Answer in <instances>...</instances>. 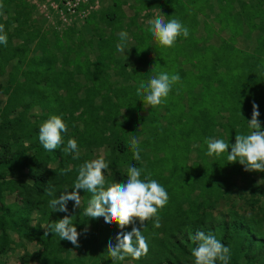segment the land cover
<instances>
[{"label":"trees","instance_id":"trees-1","mask_svg":"<svg viewBox=\"0 0 264 264\" xmlns=\"http://www.w3.org/2000/svg\"><path fill=\"white\" fill-rule=\"evenodd\" d=\"M135 1L139 10L158 9L165 21L180 20L189 36H181L173 48H163L149 33L150 25L124 21L123 1L113 0L100 15V22L96 21L91 40L51 37L24 26L27 6L22 0H0V24L5 25L8 36L7 45L0 44V79L6 75L0 80V94L5 96L4 100L0 97V244L8 242V230H17L40 245L35 253L39 264H113L106 254L108 242L117 243V235L133 226L121 230L115 223L102 222V217L84 216L90 199L84 190L81 206L74 207V201H69L67 213L53 211L49 206L53 197L46 195L50 181L57 197L65 189L74 190L82 164V138L109 119L125 134L115 145V163L140 168L141 179L150 174L169 196L166 207L159 211L161 227L155 228L152 220L145 229L139 221L134 225L141 227L146 238L147 255L139 260L129 256L116 264L129 260L133 264H188L197 247L191 236L197 231L212 233L230 248L229 264H238L241 258L248 264H260L264 260V203L258 194L264 198V190L256 177L264 180V172L245 171L239 162L229 163L227 153L208 156L205 140L217 137L231 145L237 133L249 134L253 104L258 105L264 128V29L252 51L235 44L243 23L249 29L264 28L263 17L255 8L244 7V16L234 13L230 0H219L215 20L223 30L228 29L229 36L217 45L192 31L210 0ZM87 22L95 25L90 18ZM121 31L129 34L123 53L116 49ZM132 63L136 66L130 74ZM160 72L178 73L181 80L167 102L153 109L136 95V89ZM39 105L48 119L59 115L68 127L62 134L63 143L53 152L39 141L41 124L27 116L32 106ZM128 130L135 138L142 135L136 140L144 162L134 160ZM69 139L77 141L79 159L72 158L75 153H64ZM69 166L72 170L64 174L62 169ZM25 169L27 173L15 179ZM127 169L115 171L116 182L127 179ZM115 177H108L106 186ZM236 178L243 181L246 191L256 193L246 203L249 210L229 204L227 210L217 212L236 186ZM19 188L20 199L5 205V192L15 193ZM33 212L38 215L34 226L29 224ZM65 215L74 216L73 223L81 233L78 248L53 233L45 235L48 225Z\"/></svg>","mask_w":264,"mask_h":264},{"label":"clouds","instance_id":"clouds-1","mask_svg":"<svg viewBox=\"0 0 264 264\" xmlns=\"http://www.w3.org/2000/svg\"><path fill=\"white\" fill-rule=\"evenodd\" d=\"M174 6V4H173ZM3 4H0V8ZM149 33L154 41L163 48H173L177 40L183 36H189V29L176 18L165 21L162 16H157L149 22ZM119 42L116 45L118 52H125L129 39L127 31L119 33ZM8 36L5 32V25L0 24V44L7 45ZM130 50V49H129ZM154 71V67L151 72ZM181 77L178 73L169 74L160 72L151 76L147 82H141L136 95L142 97L144 103L155 109L167 102V98L174 85L178 84ZM258 105L253 104L251 120L248 121L250 133L242 135L237 133L235 143L229 145L223 139L207 138V155L220 157L227 153L229 163L239 162L244 166L245 171L264 172V128L259 120ZM68 131V127L59 115H52L42 122L39 128V141L43 148L49 152L57 149L63 143V133ZM229 148L231 151L229 152ZM133 158L141 160L138 141L131 142ZM65 154L75 153L74 160L79 159V147L75 139H69L63 149ZM109 168L103 156L86 161L79 166L78 176L73 185V191L65 189L59 196L55 195V186L49 182L46 195L53 197L49 201V206L55 212H68V202L74 201V207L81 206V190L90 194L83 215L88 218H103L107 225L117 224L121 230L132 225L131 231H121L117 237V243L108 242L106 254L110 256L113 264L132 257L139 260L146 256L149 248L141 227L145 229L146 222L154 221V227H161L159 211L166 207L169 196L166 189L152 179L150 174L141 179V169L131 165L127 169V179L123 182H116L106 186L105 170ZM72 169L67 167L62 169L67 174ZM73 217L65 215L62 219L53 221L48 225L45 235L53 233L60 237V240H67L75 247H79V237L77 227L73 223ZM137 221L141 227H135ZM87 231V229H85ZM197 244L192 250L195 258L194 264H229L230 248L219 241L212 233L206 234L204 231H197L191 236Z\"/></svg>","mask_w":264,"mask_h":264},{"label":"rangeland","instance_id":"rangeland-1","mask_svg":"<svg viewBox=\"0 0 264 264\" xmlns=\"http://www.w3.org/2000/svg\"><path fill=\"white\" fill-rule=\"evenodd\" d=\"M124 16L121 18L128 23H142L149 25V21L157 16H162L158 9L149 8L148 11L139 10V4L135 0H122ZM26 7V13L23 15L22 20L24 26L28 28L40 29L42 34L48 36H69V37H83L86 41L92 39L97 25L96 21H99L100 15L105 9H107L113 2V0H22ZM231 4L235 7L234 13H242L244 7L255 8L258 10L260 16L263 17L264 24V0H230ZM140 3V2H139ZM210 6L206 8L205 13L199 14L197 28L192 31L199 37L205 36L215 44H219L222 39L227 38L229 35L228 29L223 30L221 24L216 23V16L219 13V0H210ZM208 5V4H207ZM5 16V15H4ZM244 16V14H243ZM258 17V16H257ZM91 19L94 23H88L87 19ZM239 18V16H238ZM241 18V17H240ZM243 19V18H242ZM246 20V18L244 17ZM100 22V21H99ZM98 22V23H99ZM256 23H260L259 19H256ZM100 27V26H98ZM96 29V28H95ZM264 28L258 26L249 29L246 23H243L240 27V32L236 35L235 44L245 50L252 51L256 46L259 37V31H263ZM136 66L132 63L128 66V73L132 74L133 68ZM6 75L1 77V81H4ZM1 99H5L4 95L0 94ZM28 101L30 98L27 99ZM146 107V106H145ZM144 114V113H143ZM27 116L30 121H36L40 124L48 119L47 111L43 106H32L27 112ZM82 125L80 122H76ZM220 131L221 128H218ZM131 130L125 132L129 134ZM10 132V131H9ZM108 119L105 123L100 121L98 125L90 129V134L85 139V143L80 148L81 163L96 159L103 156L106 162L109 164V168L105 170V179L110 176H116L115 171H123L127 169V166H120L115 163L114 156L117 153L115 145L118 144L119 139H123L125 134ZM216 138L217 137H213ZM132 139H142L140 134L138 138L132 136ZM33 151H29L32 154ZM191 157H195V152L191 154ZM142 161L143 156H141ZM51 162L49 165L52 166ZM27 173V169L23 172L15 175V179L23 177V174ZM257 183L261 190H264V180L256 177ZM116 182V177L114 183ZM236 186L232 188V191L227 195L226 201L218 205L217 212L227 210L228 206L235 205V208L239 209V206L246 205L251 197H255L256 193L246 191L243 185V181L240 178H236ZM260 196L261 203H264L263 195ZM21 197L20 188L15 193L4 194V203L9 206L17 202ZM245 203V204H244ZM230 204V205H229ZM244 208V207H243ZM242 208V209H243ZM241 211V208L239 209ZM221 217V216H219ZM38 215L33 212L29 219V224L34 226L38 222ZM104 222V220H102ZM8 242L1 246L0 244V264H39L35 257V253L39 251L40 245L35 239L29 240L26 237L19 235L17 230L7 231ZM116 237V236H115ZM71 254L70 257H73ZM195 258L191 255L188 264H194ZM123 264H133L132 261H124ZM238 264H248L246 259L241 258ZM260 264H264V260Z\"/></svg>","mask_w":264,"mask_h":264}]
</instances>
